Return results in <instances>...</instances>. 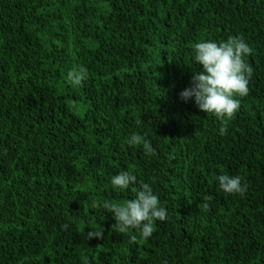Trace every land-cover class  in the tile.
Instances as JSON below:
<instances>
[{
    "label": "trees",
    "instance_id": "1",
    "mask_svg": "<svg viewBox=\"0 0 264 264\" xmlns=\"http://www.w3.org/2000/svg\"><path fill=\"white\" fill-rule=\"evenodd\" d=\"M240 36L250 93L221 135L179 94L195 43ZM121 171L167 209L149 239L101 206L135 198L112 186ZM0 264H264V0H0Z\"/></svg>",
    "mask_w": 264,
    "mask_h": 264
},
{
    "label": "clouds",
    "instance_id": "2",
    "mask_svg": "<svg viewBox=\"0 0 264 264\" xmlns=\"http://www.w3.org/2000/svg\"><path fill=\"white\" fill-rule=\"evenodd\" d=\"M195 62L202 66V70L193 73L190 86L179 95L184 102L193 101L198 109L211 114L222 122L220 134H227V122L234 120L241 105L237 97H246L250 93L249 83L253 75V68L246 58L251 55L252 48L242 36L229 37L227 41L217 43L212 40L197 42L193 46ZM88 79V70L83 66L68 72V80L74 86H79ZM155 154L150 148V142L141 135L133 133L129 139L131 144H140ZM6 152V150H5ZM220 189L228 195L244 197L248 185L242 183L239 175L223 174L217 177ZM112 186L118 191L131 188L135 198L123 204L105 200L102 207L114 217L115 223L111 230L117 233L133 231L129 243H134L137 234L142 239H149L154 232L155 222L168 219L167 209L161 206L159 198L153 188L144 182H138L137 177L129 171H121L111 179ZM214 199L211 195L203 197L202 207L210 210ZM87 239H104V229H92Z\"/></svg>",
    "mask_w": 264,
    "mask_h": 264
}]
</instances>
